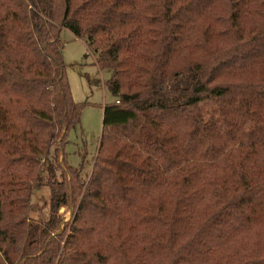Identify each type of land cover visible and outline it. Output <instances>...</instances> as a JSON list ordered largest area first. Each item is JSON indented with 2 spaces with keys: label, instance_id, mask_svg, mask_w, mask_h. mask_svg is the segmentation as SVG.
<instances>
[{
  "label": "trees",
  "instance_id": "1",
  "mask_svg": "<svg viewBox=\"0 0 264 264\" xmlns=\"http://www.w3.org/2000/svg\"><path fill=\"white\" fill-rule=\"evenodd\" d=\"M63 29L110 70L86 177ZM0 264H264V0H0Z\"/></svg>",
  "mask_w": 264,
  "mask_h": 264
},
{
  "label": "rangeland",
  "instance_id": "2",
  "mask_svg": "<svg viewBox=\"0 0 264 264\" xmlns=\"http://www.w3.org/2000/svg\"><path fill=\"white\" fill-rule=\"evenodd\" d=\"M60 40L63 43L64 73L72 99L82 105L79 124L69 131L64 152L68 164L81 168L83 176L86 177L90 171L92 158L98 149L102 132V107L114 100L105 84L110 77V70L99 69L95 64L96 53L84 40L74 37L68 30L61 31ZM213 108L216 107L210 104L203 106L207 117L210 116ZM227 122L218 116L212 125L207 126L208 133L216 143H233L236 139L245 137L253 127L249 115L242 113L238 132L233 138L229 136L233 132L228 129ZM49 193V188L46 186L33 191L31 201L34 206L41 207L45 203L43 211L47 212ZM70 211L71 209L65 206L59 209L60 230L64 229L65 223L70 219ZM29 217L37 220L38 213L31 211Z\"/></svg>",
  "mask_w": 264,
  "mask_h": 264
},
{
  "label": "water",
  "instance_id": "3",
  "mask_svg": "<svg viewBox=\"0 0 264 264\" xmlns=\"http://www.w3.org/2000/svg\"><path fill=\"white\" fill-rule=\"evenodd\" d=\"M70 214H71V211H70Z\"/></svg>",
  "mask_w": 264,
  "mask_h": 264
}]
</instances>
